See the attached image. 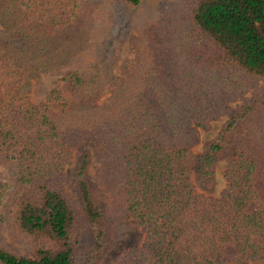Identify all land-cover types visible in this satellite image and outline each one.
<instances>
[{
    "label": "trees",
    "instance_id": "1",
    "mask_svg": "<svg viewBox=\"0 0 264 264\" xmlns=\"http://www.w3.org/2000/svg\"><path fill=\"white\" fill-rule=\"evenodd\" d=\"M122 218L143 239L111 264H264V0H0V227L28 252L0 264H97Z\"/></svg>",
    "mask_w": 264,
    "mask_h": 264
},
{
    "label": "rangeland",
    "instance_id": "2",
    "mask_svg": "<svg viewBox=\"0 0 264 264\" xmlns=\"http://www.w3.org/2000/svg\"><path fill=\"white\" fill-rule=\"evenodd\" d=\"M133 58V51L128 40L123 44L121 57L117 61L113 73L119 75L122 70L123 63L130 62ZM60 74L58 73H42L37 76L32 85V90L30 98L34 103L41 102L45 96L49 93L51 88L54 86V81ZM237 105V102H231L230 106L233 108ZM225 116H221L218 119L212 120L210 122L209 128L205 130H200L199 133V143L195 145L194 150L200 151L202 148V143L210 138H212L216 132L219 130ZM237 148L234 146L231 148L229 154L235 153ZM88 151L90 153V174H95L98 168L97 155L99 152V145H96L92 141H82L79 142L73 153L71 161H73L81 152ZM228 158L225 157L217 164L216 176L214 183L209 187H200L197 182L196 188L198 191L204 192L209 195L217 196L219 192L223 189L225 181L223 179L222 171L227 163ZM72 175L70 170V165L65 167V177L63 181V186L67 195L69 196L72 203L78 207V198L76 193L72 188ZM111 230L113 234V241L111 242L109 248L103 253L99 262L97 264H111L117 261L120 256L130 247L137 246L141 243L143 239V232L139 226L135 225L130 218L114 219L111 223ZM0 245L8 249L9 251L19 254L28 255V252L16 241L12 240L5 233L4 229L0 227Z\"/></svg>",
    "mask_w": 264,
    "mask_h": 264
}]
</instances>
